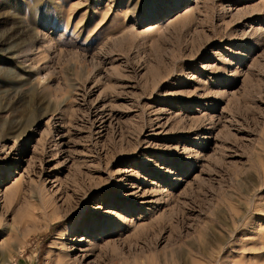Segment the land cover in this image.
I'll return each instance as SVG.
<instances>
[{"label": "rangeland", "instance_id": "obj_1", "mask_svg": "<svg viewBox=\"0 0 264 264\" xmlns=\"http://www.w3.org/2000/svg\"><path fill=\"white\" fill-rule=\"evenodd\" d=\"M264 264V0H0V264Z\"/></svg>", "mask_w": 264, "mask_h": 264}, {"label": "bare ground", "instance_id": "obj_2", "mask_svg": "<svg viewBox=\"0 0 264 264\" xmlns=\"http://www.w3.org/2000/svg\"><path fill=\"white\" fill-rule=\"evenodd\" d=\"M10 260V256H6V257H4V263L3 264H6L8 261Z\"/></svg>", "mask_w": 264, "mask_h": 264}]
</instances>
